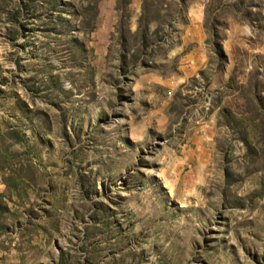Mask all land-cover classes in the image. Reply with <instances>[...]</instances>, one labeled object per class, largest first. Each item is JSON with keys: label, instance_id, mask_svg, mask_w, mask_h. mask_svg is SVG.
<instances>
[{"label": "rangeland", "instance_id": "obj_1", "mask_svg": "<svg viewBox=\"0 0 264 264\" xmlns=\"http://www.w3.org/2000/svg\"><path fill=\"white\" fill-rule=\"evenodd\" d=\"M0 264H264V0H0Z\"/></svg>", "mask_w": 264, "mask_h": 264}]
</instances>
